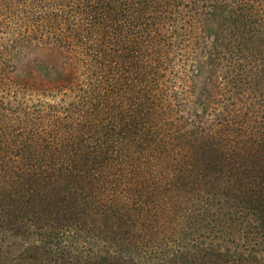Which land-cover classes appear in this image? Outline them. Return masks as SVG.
Listing matches in <instances>:
<instances>
[{
	"label": "trees",
	"instance_id": "16d2710c",
	"mask_svg": "<svg viewBox=\"0 0 264 264\" xmlns=\"http://www.w3.org/2000/svg\"><path fill=\"white\" fill-rule=\"evenodd\" d=\"M0 264H264V0H0Z\"/></svg>",
	"mask_w": 264,
	"mask_h": 264
}]
</instances>
